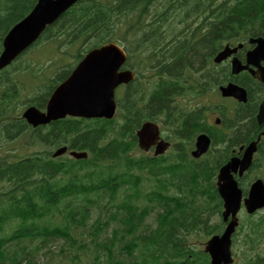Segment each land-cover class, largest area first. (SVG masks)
<instances>
[{
	"label": "trees",
	"instance_id": "16d2710c",
	"mask_svg": "<svg viewBox=\"0 0 264 264\" xmlns=\"http://www.w3.org/2000/svg\"><path fill=\"white\" fill-rule=\"evenodd\" d=\"M35 2L0 0V51L6 32ZM263 33L264 0H79L44 31L43 43L54 47L42 46L56 49L55 64L113 41L142 55L146 66L161 61L154 53L167 51L174 58L157 75L166 77L170 95L184 92L177 79L180 63L187 69L210 42L217 51L227 41ZM163 39L173 42L166 46ZM5 72L0 71V264H209L206 253L187 247L189 237L211 234L213 206L221 205L209 164L176 147L158 157L131 155L133 125L144 118V103L131 110L130 97L142 95L137 86L126 91L121 124L70 118L57 122L54 132L31 129L19 118L14 105L20 87L15 74ZM43 80L48 87L55 82ZM155 92L163 93L159 84ZM47 93L35 105L42 107ZM165 116L175 142L178 113L169 108ZM27 132L29 146L42 149L11 152L13 139ZM65 136L70 149L88 157L52 159L45 147L58 146ZM143 179L149 187L143 188Z\"/></svg>",
	"mask_w": 264,
	"mask_h": 264
},
{
	"label": "flooded vegetation",
	"instance_id": "af4514ba",
	"mask_svg": "<svg viewBox=\"0 0 264 264\" xmlns=\"http://www.w3.org/2000/svg\"><path fill=\"white\" fill-rule=\"evenodd\" d=\"M259 36L264 38V33L249 34L232 42L227 41L217 51L210 42L209 48H202L204 52L198 54L199 58H192V65H186L187 69L180 63L182 71L178 79H182L184 92L170 95L166 93L165 81L162 83L159 79L148 80L145 75L144 80L143 77H138L134 66L135 55L125 51L128 55L127 61L120 70H132L135 77L131 82L122 83L115 89L117 124L123 121L120 112L126 111V91H132L137 86L142 93L138 99L134 96L130 97L133 112H137V107L140 108L142 103L145 105L144 118L137 125H133L135 144H137L136 130L143 122L150 121L159 127V139L169 143L167 151L176 147L184 149L187 156L190 155L197 162L207 161L209 173L215 184L220 168L229 162L233 164L229 167L227 175L235 181L240 190L241 204L236 214L238 221L231 235L230 248L233 257L231 264H264V248H262L264 245V214L259 216L264 213V206L248 212L244 205V199L249 195L253 182L259 180L264 185V47L248 57L258 43L253 39ZM172 42L163 39V45L167 46ZM260 43L264 45V41ZM226 44L235 50L227 58L216 63L215 55ZM196 48L198 47H193V50H197ZM173 58L171 56L170 60ZM233 58L245 68L234 72L232 70ZM168 63L165 51L161 61H153L150 66L153 69L162 70ZM150 73H154V70ZM157 84L161 86L163 93L155 92ZM228 84L235 85L234 95L222 94L220 88ZM141 98L142 101H140ZM156 102L161 106H154ZM168 108L178 113L179 137L175 139V142L165 116ZM68 119L57 121L62 122ZM56 126V121L51 122L54 132ZM201 134L208 138L209 144L202 154L194 157L192 151L196 148V139ZM63 140L55 148L65 146L69 150L67 141L70 140V136L69 138L65 136ZM248 146L253 150L248 165L243 168L241 161H246L249 153ZM154 150L155 146H150L146 153L152 156ZM213 209L216 222H212L211 235L221 234L231 216L222 220L216 206H213ZM222 209L221 201L220 213ZM192 243L199 245L202 241L195 239Z\"/></svg>",
	"mask_w": 264,
	"mask_h": 264
},
{
	"label": "water",
	"instance_id": "95a60500",
	"mask_svg": "<svg viewBox=\"0 0 264 264\" xmlns=\"http://www.w3.org/2000/svg\"><path fill=\"white\" fill-rule=\"evenodd\" d=\"M77 0H37L29 13L15 23L5 34L2 40L0 52V69L9 65L22 51L31 46L45 30L55 22ZM258 41L255 50L248 57L256 54L264 47ZM234 49L226 45L214 58L220 62ZM125 60V55L115 43H108L90 50L76 65L71 74L61 82L51 93L41 111L35 106H28L22 113V117L33 127L49 123L51 120L64 118L65 116L79 118L104 117L111 119L115 113L114 90L122 82H128L133 78L132 72H117L119 65ZM233 71L245 68L233 58ZM233 84L221 87L223 95H234L236 90ZM138 146L148 150L155 146L154 155L163 154L169 144L159 139L158 126L152 122H144L136 131ZM208 138L201 134L196 139V148L192 151L194 157H198L208 147ZM249 150L246 161H241L244 168L248 165L252 147ZM66 151V147H60L52 153V157L59 156ZM75 159L86 158L85 151H69ZM244 159V158H243ZM231 162L224 165L218 173L217 190L223 200V217L231 214V220L221 235L211 237L204 246V251L210 257V264H229L230 235L236 225L235 214L240 206L241 193L236 183L227 173ZM248 211L264 205V185L261 181H255L250 189L248 197L244 200Z\"/></svg>",
	"mask_w": 264,
	"mask_h": 264
},
{
	"label": "rangeland",
	"instance_id": "374dc122",
	"mask_svg": "<svg viewBox=\"0 0 264 264\" xmlns=\"http://www.w3.org/2000/svg\"><path fill=\"white\" fill-rule=\"evenodd\" d=\"M130 38H132V37L130 36ZM45 44H47V43H45ZM45 44L43 43V38L40 39V41L35 45L34 49H28V51L25 54H23L11 67H8L6 69L7 71L5 73H8L10 75H14L15 70H17L18 68H22L24 66V64L29 63L31 61H39L40 58L43 59V58L47 57L49 55V53L52 52V48L51 47L45 48L46 46H42ZM121 44H123V43H121ZM47 45H52V47H54L53 43H48ZM134 55H135L134 66L136 67V72L137 73L142 72L145 75V78H148V80H151L152 78L150 76H148V72L145 71V68H144L145 63L141 62L142 55H140V54H134ZM137 58L140 59L139 63L137 62ZM48 62L51 63L50 60H48ZM38 63H40V62H38ZM33 72H34L33 68L28 69L27 72L24 73L23 78L30 80L31 74ZM17 76L19 78L21 77V75L19 73L17 74ZM143 80H144V77H143ZM20 89H21V86H20ZM45 93H46L45 85H41V83H38L32 89L31 88L26 89L25 87H22L21 94H19V95H21L19 102H16L14 105V107L16 106V109L18 110L19 116H20L21 111L23 110L24 107L29 106V105H35V103L37 101H39V100L41 101L43 99L42 96ZM44 104H45V100L43 102V105ZM29 135H31V132L23 133V134L16 136L13 139V141L11 142V145L9 146V149H11V152L16 150L17 151L16 153H20L21 155H27V154H32L34 151H38L39 149H42V148H38L37 146H35V147L29 146V143H28ZM1 144H2V142L0 141V145ZM55 146L57 147L56 144L52 145L51 147H45V146H42V147H45L49 150H52V148H55ZM140 154H145V153H142L139 150L131 152V155H134V156L140 155ZM143 184H144L143 188H145L146 186L149 187V181L143 179ZM263 214L264 213H261L259 216H263ZM148 220L151 221L152 217H149ZM215 221H216V217L212 219V222H215ZM83 236L85 237L84 234H83ZM189 239H190V243H192V241L195 240V237H189ZM202 239H204V238H202ZM204 240H202V241H204ZM195 245L196 244H193V246H195ZM262 248H264V245L262 246Z\"/></svg>",
	"mask_w": 264,
	"mask_h": 264
},
{
	"label": "bare ground",
	"instance_id": "6f19581e",
	"mask_svg": "<svg viewBox=\"0 0 264 264\" xmlns=\"http://www.w3.org/2000/svg\"><path fill=\"white\" fill-rule=\"evenodd\" d=\"M180 51H181V49H180ZM127 56H128V55H127ZM182 56H183V55H182ZM167 58H168V57H167ZM190 58H191V57H190ZM154 59H155V58H154ZM190 60H191V59H190ZM169 68H170V67H169ZM172 68H173V67H172ZM168 109H169V108H168ZM100 137H101V136H100ZM167 143H168V142H167ZM168 144H169V143H168ZM169 146H170V145H169ZM168 149H169V147H168ZM168 149H167V150H168ZM167 150H166L165 152H168ZM192 155H193V154H192Z\"/></svg>",
	"mask_w": 264,
	"mask_h": 264
}]
</instances>
